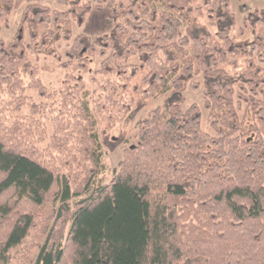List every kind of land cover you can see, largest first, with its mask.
Returning <instances> with one entry per match:
<instances>
[{"label": "trees", "instance_id": "1", "mask_svg": "<svg viewBox=\"0 0 264 264\" xmlns=\"http://www.w3.org/2000/svg\"><path fill=\"white\" fill-rule=\"evenodd\" d=\"M22 6L12 42L0 38V264H31L45 235L61 246L52 264H264V10L246 18L254 37L238 45L231 0H119L111 31L94 38L73 37L89 2L0 0V27ZM97 51L94 110L107 130L127 125L137 102L170 93L106 185L79 76ZM246 55L247 70L230 75ZM32 56L66 73L60 89L36 77ZM198 76L214 135L198 105L181 108Z\"/></svg>", "mask_w": 264, "mask_h": 264}, {"label": "rangeland", "instance_id": "2", "mask_svg": "<svg viewBox=\"0 0 264 264\" xmlns=\"http://www.w3.org/2000/svg\"><path fill=\"white\" fill-rule=\"evenodd\" d=\"M84 1L91 4L92 11L89 13L81 27L77 26L76 23L73 24V37L84 35L89 38H94L100 35L108 34L113 27V23L111 22L110 18L111 12L113 8L117 6L119 0H106L99 11L96 10L97 3L95 0ZM197 1L200 2L201 0ZM47 5L53 10L63 9L57 6L54 1H48ZM24 7L25 6H22L18 10L12 12L7 27H4L3 24L0 27V38L7 44L12 42L18 30ZM231 10L235 20L230 36L238 45H244L250 42L254 37L251 26L248 24L246 18L254 12L264 10V0H231ZM201 23L207 25L206 20H201ZM209 29L212 32H215V29L210 27ZM256 31H259V29ZM24 37L25 41L28 42L29 39L27 29L25 30ZM66 50L67 45L65 43H60L58 46L59 53L64 54ZM30 59L37 69L36 77L48 90H58L62 87L66 73L58 68L57 63L54 62L53 59L44 56H40L38 58L32 56ZM250 59L251 58L247 55L242 56L239 58L236 68L226 67V71L230 75L239 74L245 71L247 70L248 61ZM102 60L103 58L98 54L97 51L94 57L90 60L89 72L87 74H79V76L86 85V92L84 93L83 98L88 105L91 115L95 121V134L97 135L101 150V168L96 180L98 183L106 185L114 177L117 171L118 163L122 159L123 151L138 143L137 138L139 122L155 108L164 107V103L170 96V93H167L146 104L137 102L127 125L119 124L107 130L105 122L97 115L94 110L96 85L93 82V78L94 73L99 70ZM130 62L137 63V60L133 59ZM25 82L28 84L27 80ZM191 83L192 85L188 86L181 95V108L185 110L192 104L198 105L202 110L203 130L210 135H214V132L210 129L206 122L207 114L201 107L204 80L202 76H198L194 77ZM27 95L31 97L34 102H41L36 91L27 90ZM243 112L244 106H242L239 113L240 118H242ZM21 115H28L26 108L23 109ZM44 124L47 127L48 134L51 135V124L48 121H44ZM47 239H49L48 235L35 237L37 245L31 254V264H52L56 259L61 257V246L51 247L50 241Z\"/></svg>", "mask_w": 264, "mask_h": 264}]
</instances>
